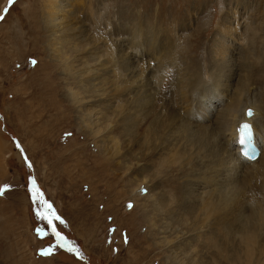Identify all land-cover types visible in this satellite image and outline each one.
I'll return each instance as SVG.
<instances>
[{"label":"rangeland","instance_id":"1","mask_svg":"<svg viewBox=\"0 0 264 264\" xmlns=\"http://www.w3.org/2000/svg\"><path fill=\"white\" fill-rule=\"evenodd\" d=\"M57 1L66 9L60 25L49 22L46 0H0V264H232L220 238L229 236L219 233L201 246L199 230L195 249L191 242L185 249H193V257L182 260L173 238L180 234L181 241L188 240L192 215L184 222L174 212L165 219L156 213L148 223L144 210L150 206L130 198V189L144 177L148 182L138 186L139 193L147 192L143 185L151 187L171 211L184 182L199 184L209 161L208 149L189 141L187 130L170 120L166 95L151 91L147 96L142 59L152 47L151 35L155 48L179 38L177 68L203 70L212 57V39L231 25V45L249 43L264 56V0ZM54 22L62 26L60 33H50ZM135 31L140 42L132 37ZM249 59V72L262 80L264 70L259 75V64ZM72 88L81 99L71 100ZM82 108L92 115L87 131ZM151 132L160 134L165 149L174 133L180 145L203 150L183 151L181 160L160 165L155 147L160 141ZM152 171L153 177L147 176ZM48 205L60 217L54 226L73 247L61 244L48 220L37 216V210L50 216ZM173 223L179 231L170 230ZM161 226L168 241L158 231Z\"/></svg>","mask_w":264,"mask_h":264},{"label":"bare ground","instance_id":"2","mask_svg":"<svg viewBox=\"0 0 264 264\" xmlns=\"http://www.w3.org/2000/svg\"><path fill=\"white\" fill-rule=\"evenodd\" d=\"M56 6L58 10H51ZM64 7L57 0H46L44 4L46 10L44 13L50 19L49 22L51 20H55L57 23L60 22L58 18L63 14ZM56 22L53 23L54 29H49L52 34L55 32L60 33L59 27L61 28L62 26H59L60 23L58 25ZM229 27V30L224 31L221 29V32L214 36L212 39L214 47L211 52V60L202 67L203 70L198 68L193 73H187L183 68H177L182 62L178 56L181 39L178 38L174 42L165 43L168 45L165 46L164 44L162 48H155L154 43L156 40L152 38V35L151 37L148 36L153 42L152 47L151 49L148 48L147 53L144 51L146 55L145 59H142V63L145 66L144 72H142L144 73L143 79L147 86L145 90L147 96L151 97V91H162L166 95L173 110L172 114L170 113V120H172L174 125L178 126L180 124V126L187 130L189 134L187 139L189 141H192L195 145H199L200 143L208 149L209 158L207 160L209 161L208 168L202 171L206 176L201 177L199 184L192 185V183L190 185L189 183V186H187L184 182L182 186L184 191L182 190L183 192H181L180 190L181 194L178 197V202L171 211L168 209V202L161 196L155 195L151 187L148 189L143 185L142 187L146 188L147 192L145 194L139 193L138 186L148 182L144 177L141 178L137 185L130 189V198L133 202L142 199L144 202L143 208L145 209H147V206H150L149 209L144 210L148 223L152 221V214L155 215L156 213H160L161 219H165L167 216H170L169 212H174L182 215L184 222L189 214L192 215V234L188 237V240L186 242L181 241L180 237L182 236L180 234H174L175 237L173 238L176 241L173 243V248L177 249L182 260H188L193 257V249H195L196 245L194 237L198 238L199 230L200 234L203 235L201 246L205 244L208 237L218 239L220 234L229 236L220 238L228 245L229 256H225V258L229 262H232V264L234 262L236 264H264V85L262 84L264 72L262 73L263 79H259L261 81L259 82L249 72L250 66H247L249 58L252 62H257L260 66L258 69L259 73H257L262 75L260 70H264V56L259 55L258 50L260 49L258 48L255 52V49L253 50L249 43L247 45L240 43L239 47L235 43L231 45L228 38H232L231 34L234 31V26L231 25ZM255 31L253 30V32ZM135 32L132 37L135 41L140 42V37L137 35L140 32ZM247 32L250 34V31ZM59 40H63V38H59ZM243 46H246V49ZM144 49L147 50V47H144ZM106 50L105 54L109 52ZM128 50H124V53L130 52V49ZM50 51H53V47L50 48ZM103 61H105L104 58ZM106 66L109 67V64ZM84 69L88 71L87 68ZM205 74L208 77H205ZM114 78L117 79V77ZM71 91L74 92L69 95L71 100L75 101V98L81 99L77 90H73L72 88ZM103 93L100 98H104ZM157 93L159 95V92ZM86 96L90 97V93L88 92ZM203 97L205 101H202ZM133 98L139 101L138 97L133 96ZM142 99H145V96ZM146 100L148 101L149 99ZM157 103L155 104L157 105ZM247 108L254 111L253 116L247 117L245 115ZM80 110H82V113L79 112L81 123L85 126V131H87L89 125V122L87 123L89 119L88 115H92L88 113L87 108ZM242 121L253 124V140L259 152L258 157L255 152H252L247 157V160H243L237 154L239 146L236 147V135ZM168 125L172 128L174 127L171 121H168ZM163 129H166V127H163ZM150 135L158 138L156 141H160L156 144V141L151 142L155 144V147H159L161 151L159 152L160 156H157V159L160 160V165L174 164L177 160H181L180 154L183 151H193L192 148L203 150L202 147L196 148L193 144L180 145L174 133L170 135L171 147L167 146L165 149V145L161 144L162 141L159 133L155 134L151 132ZM151 136H149V139ZM251 156H255V159H251ZM147 176L153 177V171L150 174L148 173ZM189 202L190 205L188 207L183 206ZM194 221L201 222V225H194ZM207 221L214 225L218 231L216 232L210 228L205 223ZM164 228L161 226L158 231L163 236H166L164 237L166 240L169 238V234H167ZM171 229L179 231L180 225L173 223ZM190 242L193 245V249L186 251L185 249L190 248ZM169 263L175 264V261L170 260ZM191 264L194 263L191 262Z\"/></svg>","mask_w":264,"mask_h":264},{"label":"snow or ice","instance_id":"3","mask_svg":"<svg viewBox=\"0 0 264 264\" xmlns=\"http://www.w3.org/2000/svg\"><path fill=\"white\" fill-rule=\"evenodd\" d=\"M8 2H9V4H11V3H12V0H8ZM0 18H2V17H0ZM248 115H249V116L252 115L251 110H249ZM242 129H243V130H247V129H249V125H247V124L242 125ZM241 143H242V144L244 143L243 138L241 139ZM35 198H36V194L33 193V199L35 200ZM41 203H43V204H47V201H43V200H41ZM48 211H49V213H51V206H50V205H48ZM36 214H37V216L40 217L41 219H47V220H48V225H49V227H51L52 234H53L54 236H56L58 239H63V237H61V234L57 231L56 227H55L54 224H53V219H57V220H59L60 217L56 216L54 213H51L50 216H44V215L41 214V212H40L39 210H37V213H36ZM61 222H62V221H61ZM61 246H63V245H61ZM69 250L71 251L72 249H69ZM77 251H78V250H77ZM42 254H48V252H47L46 250H42Z\"/></svg>","mask_w":264,"mask_h":264},{"label":"water","instance_id":"4","mask_svg":"<svg viewBox=\"0 0 264 264\" xmlns=\"http://www.w3.org/2000/svg\"><path fill=\"white\" fill-rule=\"evenodd\" d=\"M249 110H251V113H252L251 116L254 115V111H253L252 109H250V108H247V109L245 110V115H246L247 117H250V116L248 115ZM60 234H61V233H60ZM61 237H63V239H58L57 237H56V239H58V240L60 241L61 244H67V245L73 247V246L70 244V242L68 241V239L65 237V235L61 234Z\"/></svg>","mask_w":264,"mask_h":264}]
</instances>
